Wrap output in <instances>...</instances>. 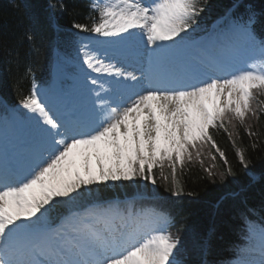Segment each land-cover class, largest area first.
Returning <instances> with one entry per match:
<instances>
[{
    "label": "snow or ice",
    "instance_id": "1",
    "mask_svg": "<svg viewBox=\"0 0 264 264\" xmlns=\"http://www.w3.org/2000/svg\"><path fill=\"white\" fill-rule=\"evenodd\" d=\"M206 2L90 0L96 13L91 26L73 27L118 39H89L79 50L83 65L96 74L83 73L86 118L47 102L35 83L20 100L38 136L23 165L0 162V264H182L180 236L168 231V217L148 221L131 208L94 205L53 228L48 213L93 184L135 177L156 184V170L167 182L165 164L171 194L193 196L180 185L177 165L183 169L193 151L199 159L198 144L216 149L226 168L222 176L234 175L211 130L227 131L233 121L244 125L248 116L264 114V37L255 31V12L232 16L230 10L217 36L227 55L193 62L180 74L168 72L173 46L198 27ZM135 33L143 38L137 43L147 46L150 67L161 68L147 76L146 87L122 66ZM235 58L243 59L242 67L230 63ZM236 154L247 169L244 151ZM260 251L258 264H264V228Z\"/></svg>",
    "mask_w": 264,
    "mask_h": 264
},
{
    "label": "trees",
    "instance_id": "2",
    "mask_svg": "<svg viewBox=\"0 0 264 264\" xmlns=\"http://www.w3.org/2000/svg\"><path fill=\"white\" fill-rule=\"evenodd\" d=\"M59 3L65 7L61 9ZM229 8H232V16L247 14L249 10L255 12V31L264 37V0H207L198 27L189 36L204 31L211 20L225 15ZM95 16L85 0H0L2 94L16 103L29 94L32 82L49 83L50 53L55 40L58 39L59 51L69 54L75 40L73 25L91 26ZM28 34L32 39L27 38ZM67 71L70 72V68ZM226 127L227 131L212 129L211 134L225 153L234 175L222 176L226 168L219 153L209 144H198L200 158L197 159L193 151L191 162L186 160L183 169L177 165L180 185L185 193L191 192L193 196L171 194V169L167 164L164 167V174L169 176L167 182L161 178L159 170H156V184L140 177L133 181L148 193H160L162 198L158 204L173 214L170 232L180 236L177 258L182 264H230L243 245L245 219L264 224V114L259 119L248 116L244 125L233 121ZM249 130L254 135H249ZM237 149L244 151L249 161L247 169L239 163ZM122 191L133 192L130 181L111 187L102 183L90 185L72 200L55 204L49 210V222L91 198L122 195Z\"/></svg>",
    "mask_w": 264,
    "mask_h": 264
},
{
    "label": "bare ground",
    "instance_id": "3",
    "mask_svg": "<svg viewBox=\"0 0 264 264\" xmlns=\"http://www.w3.org/2000/svg\"><path fill=\"white\" fill-rule=\"evenodd\" d=\"M89 39H96V40H101V41H105V40H111V41H116L118 38H105V37H101V38H88ZM138 41H141L140 38V34L139 33H135L134 34V39H129V43L127 45V47L124 49V56H123V65L127 71L129 72H133V74H135L137 77H141V86L142 87H146L147 86V76L150 73H158L161 71L160 66L158 65H152L150 67L149 65V59L147 61H145L144 59H142V56L144 55V46L143 43H137ZM227 54L222 51V49H218L215 52H212L211 55H207L208 61L212 60L214 58H222L225 57ZM182 56H173V57H168L167 59V63L165 65V68L167 69L168 72L170 73H175V74H180L181 72H183L185 70V63L181 62ZM231 63V61H230ZM91 76H95V73H90ZM90 83V82H89ZM43 95V94H42ZM80 102V107H82V113L80 114L82 117L86 118L88 116V94H87V90L84 92V95L81 97V99L79 100ZM52 105H55L56 107L60 108L61 110H63L65 107L61 106L59 104L53 103ZM70 105V104H69ZM73 108V107H71ZM75 108V107H74ZM76 111V110H75ZM31 127H33L34 129L32 130ZM31 127L30 128H26V132H25V138L23 141L24 145L22 146V158L21 161L19 163L20 165H23L25 157L27 155V153L35 146V141L36 138L38 136L37 130L35 129L33 123L31 122ZM22 143V142H21ZM111 181V180H109ZM154 219H150L148 221H153ZM117 223V222H116ZM119 224V223H117Z\"/></svg>",
    "mask_w": 264,
    "mask_h": 264
},
{
    "label": "rangeland",
    "instance_id": "4",
    "mask_svg": "<svg viewBox=\"0 0 264 264\" xmlns=\"http://www.w3.org/2000/svg\"><path fill=\"white\" fill-rule=\"evenodd\" d=\"M146 2H147V0H146ZM220 31H221L220 29L215 30L214 33L210 34L208 37H206L199 44H196V45H193V46H188L183 51H181V52H183V55H182L183 59L187 60L191 64L193 62H196V61H204L203 58H204L205 52H209L210 47L213 46V44L215 42H217V36H218V33ZM84 44H86V41L82 42V46ZM181 52H177L176 51V47L173 46V51H172V54L170 56L179 54ZM188 56H190V58H188ZM240 64H241V58H235L234 59V63L232 62V65L234 67H237V68L240 67ZM78 84H80V85L83 84V78L79 80ZM78 84L76 82L75 87L73 88L72 93H71L72 97L74 98V102L77 101L78 94L81 93L78 90V88H77ZM82 89H84V88L82 87ZM43 90H44L45 97L47 98V100L49 102H54V103H59V104L63 103V101H64V97L63 96L55 95L54 93L48 91L45 88ZM26 114L28 116V123H29V121L31 123L30 114L28 113L27 110H26ZM1 132L2 131H0V133ZM140 213H143L144 216H146V215H149V216L153 215L154 216L155 214L159 215L160 217L162 216L160 213H157V212L154 213V212H152L150 210H148V213L146 211L145 212H140ZM259 236H261V234H259ZM257 249H258V247L256 248V242L254 241V245L253 246H248L246 248V250L244 251V253L242 254L241 258L238 260L239 264H245V262H249V261L256 262V264H258V262L261 260V252L260 253H256L255 250H257Z\"/></svg>",
    "mask_w": 264,
    "mask_h": 264
}]
</instances>
